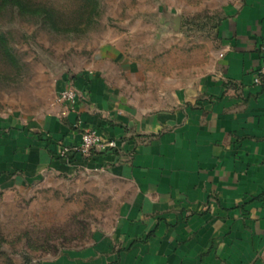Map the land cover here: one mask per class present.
<instances>
[{"label":"crops","instance_id":"1","mask_svg":"<svg viewBox=\"0 0 264 264\" xmlns=\"http://www.w3.org/2000/svg\"><path fill=\"white\" fill-rule=\"evenodd\" d=\"M211 1L213 39L196 75L171 58L189 46L169 26V1L150 13L165 26L125 48L103 44L66 79L73 108L57 103L0 134V190L83 173L127 186L112 225L42 264H264V83H254L264 0ZM88 129L117 148L59 155Z\"/></svg>","mask_w":264,"mask_h":264},{"label":"rangeland","instance_id":"2","mask_svg":"<svg viewBox=\"0 0 264 264\" xmlns=\"http://www.w3.org/2000/svg\"><path fill=\"white\" fill-rule=\"evenodd\" d=\"M26 1L52 8L57 27L15 8L0 14V30L19 59L12 66L0 52V134L52 111L66 79L86 68L103 44L120 42L125 48L146 36L138 33L145 27L165 26L163 16L150 13L168 12L169 1L175 13L169 26L189 46L181 51L178 45L171 58L177 66L187 58L188 77L196 75L192 69L198 56L208 58L203 42L211 43L217 16L211 0H99L93 21L88 0ZM126 187L100 173H83L0 190V264H42L85 245L96 230L114 223Z\"/></svg>","mask_w":264,"mask_h":264},{"label":"built area","instance_id":"3","mask_svg":"<svg viewBox=\"0 0 264 264\" xmlns=\"http://www.w3.org/2000/svg\"><path fill=\"white\" fill-rule=\"evenodd\" d=\"M264 53V46L260 48ZM255 84L264 83V54L263 61L258 67L255 76ZM78 96V91L75 86H68L59 91L57 94V103L66 105L67 108H73V104ZM117 148V142L115 140H106L97 133L94 129L85 130L81 134V141L74 146L61 145L59 149V155L61 157H69L74 153H79L84 157H89L95 151H106Z\"/></svg>","mask_w":264,"mask_h":264},{"label":"trees","instance_id":"4","mask_svg":"<svg viewBox=\"0 0 264 264\" xmlns=\"http://www.w3.org/2000/svg\"><path fill=\"white\" fill-rule=\"evenodd\" d=\"M91 4L89 12V19L93 21L99 15V0H88ZM15 8L22 15H30L40 17L45 22H49L51 27L56 28V16L52 8L44 5H33L26 0H0V14L8 9ZM0 52L4 59H6L12 66L18 65V57L15 54L8 35L0 30Z\"/></svg>","mask_w":264,"mask_h":264}]
</instances>
